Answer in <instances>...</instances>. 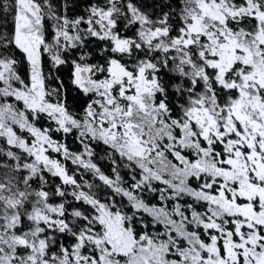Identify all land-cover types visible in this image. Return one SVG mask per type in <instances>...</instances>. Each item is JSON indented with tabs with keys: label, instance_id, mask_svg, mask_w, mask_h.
Wrapping results in <instances>:
<instances>
[{
	"label": "snow or ice",
	"instance_id": "6c2138e0",
	"mask_svg": "<svg viewBox=\"0 0 264 264\" xmlns=\"http://www.w3.org/2000/svg\"><path fill=\"white\" fill-rule=\"evenodd\" d=\"M0 13V264H264V0Z\"/></svg>",
	"mask_w": 264,
	"mask_h": 264
},
{
	"label": "trees",
	"instance_id": "16d2710c",
	"mask_svg": "<svg viewBox=\"0 0 264 264\" xmlns=\"http://www.w3.org/2000/svg\"><path fill=\"white\" fill-rule=\"evenodd\" d=\"M2 3H3V0H0V5H2ZM0 14H2V13H0ZM57 182H59V181H57Z\"/></svg>",
	"mask_w": 264,
	"mask_h": 264
}]
</instances>
